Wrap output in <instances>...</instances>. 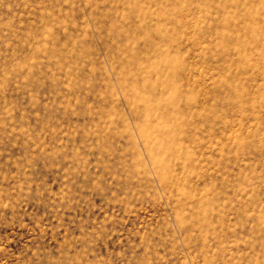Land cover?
<instances>
[{
  "label": "rangeland",
  "instance_id": "rangeland-1",
  "mask_svg": "<svg viewBox=\"0 0 264 264\" xmlns=\"http://www.w3.org/2000/svg\"><path fill=\"white\" fill-rule=\"evenodd\" d=\"M0 264H264V0H0Z\"/></svg>",
  "mask_w": 264,
  "mask_h": 264
},
{
  "label": "bare ground",
  "instance_id": "bare-ground-1",
  "mask_svg": "<svg viewBox=\"0 0 264 264\" xmlns=\"http://www.w3.org/2000/svg\"><path fill=\"white\" fill-rule=\"evenodd\" d=\"M160 65H161V64H159V65H155L154 68H153V71H159V70H161V67H162V66L160 67ZM130 80H132V78L128 76V77L126 78V82L129 84V83H131Z\"/></svg>",
  "mask_w": 264,
  "mask_h": 264
}]
</instances>
